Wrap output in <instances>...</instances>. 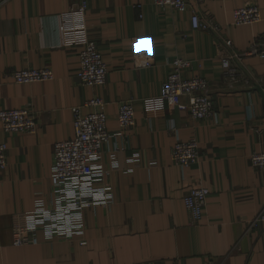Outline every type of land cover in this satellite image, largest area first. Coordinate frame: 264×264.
<instances>
[{
    "label": "crops",
    "instance_id": "crops-1",
    "mask_svg": "<svg viewBox=\"0 0 264 264\" xmlns=\"http://www.w3.org/2000/svg\"><path fill=\"white\" fill-rule=\"evenodd\" d=\"M0 0V108L29 107L34 132H4L7 165L0 172V264H264V224L245 230L264 208V168L249 154L264 151V57L236 60V80L223 73L230 38L244 52L264 36V0H188L183 10L154 0ZM260 8L254 23H232V11ZM137 5H139L137 7ZM212 17L218 32L193 28V11ZM68 27L67 30L65 28ZM93 40L107 66L104 84L83 85L78 42ZM176 58L189 61L184 77L208 82L214 113L193 118L168 105L161 88ZM148 61L149 64H144ZM50 67V80L15 83L11 72ZM105 102L108 137L96 164L105 170L111 201L84 208L81 234L13 245L19 214L53 202L52 146L73 136L72 107L92 97ZM133 100L135 123L120 127L119 104ZM188 102L187 95L180 96ZM194 138L198 159H171L176 140ZM193 185L209 189L192 221L182 196Z\"/></svg>",
    "mask_w": 264,
    "mask_h": 264
},
{
    "label": "built area",
    "instance_id": "built-area-1",
    "mask_svg": "<svg viewBox=\"0 0 264 264\" xmlns=\"http://www.w3.org/2000/svg\"><path fill=\"white\" fill-rule=\"evenodd\" d=\"M160 6L169 5L183 10L188 0H154ZM139 5H137L138 7ZM86 4L81 0L71 13L82 16ZM261 19L260 8L255 4H246L232 11V23H254ZM191 26L196 29L218 32L219 26L212 17L200 15L193 11L190 17ZM68 27L65 28L67 30ZM223 45L229 49L222 56L223 73L230 80H236L239 70L236 60L245 54H258L264 57V36L253 42L244 52H238L230 38L223 39ZM77 75L83 85L100 86L104 84L107 66L96 43L83 40L77 43ZM145 65L148 61L143 62ZM189 61L176 58L171 62V70L162 84L160 97L168 105L187 112L196 119H203L214 113L213 99L208 91V82L202 76L184 77L181 70ZM11 77L15 83H29L50 80L54 77L50 67H23L12 70ZM264 91V89H263ZM187 95L189 100L181 102L180 96ZM106 102L101 97L89 98L83 112L80 106L72 107L73 136L57 140L52 146V165L50 182L54 192L50 206H37L33 210L19 214L11 227L12 244H35L39 240L38 232L42 231L46 239H70L80 235L82 230L75 222L81 220L84 208L95 205H107L111 201L110 187L104 181L105 170L96 164L103 142L108 137L106 128ZM117 121L120 127L132 126L135 123L133 100L128 99L119 104ZM0 128L4 132H34L37 128L36 113L32 108H0ZM7 144L0 142V172L7 165ZM199 146L194 138L176 140L171 148V159L186 166L198 159ZM251 165L264 168V151L249 154ZM209 189L204 185H193L182 196L185 208L191 220L197 221L202 215ZM264 224V208L252 216L245 230Z\"/></svg>",
    "mask_w": 264,
    "mask_h": 264
}]
</instances>
